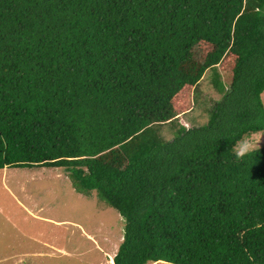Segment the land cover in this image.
I'll list each match as a JSON object with an SVG mask.
<instances>
[{
    "label": "trees",
    "instance_id": "obj_1",
    "mask_svg": "<svg viewBox=\"0 0 264 264\" xmlns=\"http://www.w3.org/2000/svg\"><path fill=\"white\" fill-rule=\"evenodd\" d=\"M261 92L264 0H0V170L96 191L125 222L114 264H264V146L233 150Z\"/></svg>",
    "mask_w": 264,
    "mask_h": 264
},
{
    "label": "rangeland",
    "instance_id": "obj_2",
    "mask_svg": "<svg viewBox=\"0 0 264 264\" xmlns=\"http://www.w3.org/2000/svg\"><path fill=\"white\" fill-rule=\"evenodd\" d=\"M221 73L229 84L231 78ZM212 77L206 75L202 92L218 100L221 94L214 91ZM190 117L200 124L208 121L200 106L180 116L181 124L190 128ZM248 137L255 149L264 146V133ZM124 231L119 212L96 191H77L64 168L0 170V264H111Z\"/></svg>",
    "mask_w": 264,
    "mask_h": 264
},
{
    "label": "clouds",
    "instance_id": "obj_3",
    "mask_svg": "<svg viewBox=\"0 0 264 264\" xmlns=\"http://www.w3.org/2000/svg\"><path fill=\"white\" fill-rule=\"evenodd\" d=\"M260 97L262 101H264V92L260 93ZM255 148H256V144L253 143L252 139L248 136H245L237 141L233 150L237 159H242L244 156H246L249 152L253 151Z\"/></svg>",
    "mask_w": 264,
    "mask_h": 264
},
{
    "label": "crops",
    "instance_id": "obj_4",
    "mask_svg": "<svg viewBox=\"0 0 264 264\" xmlns=\"http://www.w3.org/2000/svg\"><path fill=\"white\" fill-rule=\"evenodd\" d=\"M115 257V256H114ZM111 264H114V258H112V263Z\"/></svg>",
    "mask_w": 264,
    "mask_h": 264
}]
</instances>
